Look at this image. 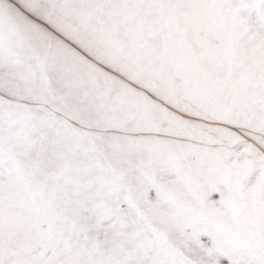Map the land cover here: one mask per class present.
<instances>
[{
  "label": "snow or ice",
  "instance_id": "snow-or-ice-1",
  "mask_svg": "<svg viewBox=\"0 0 264 264\" xmlns=\"http://www.w3.org/2000/svg\"><path fill=\"white\" fill-rule=\"evenodd\" d=\"M0 264H264V0H0Z\"/></svg>",
  "mask_w": 264,
  "mask_h": 264
}]
</instances>
